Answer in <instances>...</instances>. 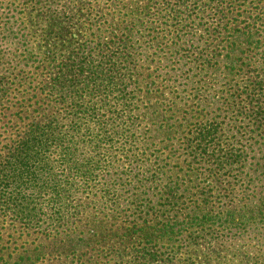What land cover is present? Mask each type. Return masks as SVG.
Listing matches in <instances>:
<instances>
[{
	"label": "trees",
	"instance_id": "16d2710c",
	"mask_svg": "<svg viewBox=\"0 0 264 264\" xmlns=\"http://www.w3.org/2000/svg\"><path fill=\"white\" fill-rule=\"evenodd\" d=\"M189 1L152 4L162 24L174 29L162 32L181 34L183 46L196 42L197 9L220 13L223 25L217 22L206 42L213 50L226 51L216 53L218 66L211 75L215 79L220 72L225 82L221 90L205 85L179 97L183 82L193 80L189 74L175 85L177 69L169 75L163 68L169 75L163 84L155 70L151 74L138 69L127 53L138 43L131 36L140 34L133 23L149 8L142 0H128L109 25L92 24L82 51L62 58L65 63L51 61L50 83H28L18 75L19 84L11 81L19 68L30 64L21 53L17 58L10 55L9 64L16 66L4 72L8 64L0 61L6 65L0 67V230H19L23 255L17 264H34V258L39 264H84L76 256L95 242L103 247L90 256L93 264H105L102 259L115 246L120 258L109 264H172V250L167 257V251L135 256L141 250L131 251L129 235L112 232L108 220L91 218L115 205L127 206L126 195L133 199L131 219L117 226L131 224L139 235L153 237V227H148L152 216L160 220L156 231L167 235L174 234L176 226L190 224L193 230L184 246L232 244L244 240L247 231L264 235V181L257 177H264V0H229L219 10ZM47 60L34 59L32 66L39 69ZM223 61L234 66H222ZM9 81L13 84L7 86ZM166 83L177 91L167 93L162 89ZM191 105L201 110L199 116L190 114ZM216 111L225 116L218 120L219 115L212 116ZM137 146L152 153L146 150L139 162L127 153ZM198 179L210 183L208 191L230 204L238 200L243 208L249 206L250 214L238 221L229 215L228 204V212L213 214L214 205L205 198L203 211L210 206L208 213L193 211L177 223L185 185ZM258 188L262 190L256 194ZM70 256L75 258L67 262ZM242 262L264 264V258L248 254Z\"/></svg>",
	"mask_w": 264,
	"mask_h": 264
},
{
	"label": "rangeland",
	"instance_id": "374dc122",
	"mask_svg": "<svg viewBox=\"0 0 264 264\" xmlns=\"http://www.w3.org/2000/svg\"><path fill=\"white\" fill-rule=\"evenodd\" d=\"M142 1L149 5V8H147L145 15L144 13L138 14L140 20L133 23L135 30L139 31L140 34L131 36L133 41L138 43L131 53H127L129 56L134 57L132 59L134 64H137L138 69L151 74L155 70L156 75L159 76V83L163 84L165 83L163 80L176 72V69V76L178 77L173 76L176 79L175 85H180V82H182L180 76L189 74L193 80H189L187 83L183 82L186 85L179 87V97H186L190 90L192 92L193 88L205 85H217V89L221 90L222 87L220 85H224L225 82H223L222 76L219 75L220 72H218V76L215 79L214 77L211 78V75L212 71H214L213 67L218 66L216 62L217 57L215 56L216 53L225 55L226 51L222 48L213 50L214 45L211 46L209 41L206 42L210 30L216 27V23L222 21L221 25H223L224 19L220 13H209L208 11L197 9L196 22L194 23V28L198 31L197 37H195L196 42L193 45L183 46L182 39L184 36L171 32H162L167 29H171L172 31L174 29L169 26H164L158 18L157 6L152 3L161 0ZM228 1L191 0L189 2L192 6L209 4L218 7L219 10L221 9L219 6H226ZM127 2L128 0H0V61L8 64L6 66L0 63L1 68L6 66L2 71L4 72L5 68L10 69L16 66V64H9L12 61L9 59L10 55L15 54L17 58L21 53L29 60L30 64L23 69L19 68L12 75L11 81L17 84H19L18 79H24L28 83L31 81L34 83H50V69L53 68L49 66L51 61L58 59V62L62 61L65 63L61 60L62 58L68 56L70 53L82 51V48H84L83 39H85L83 37L91 33L89 31L92 27L91 25L94 23L109 25L112 21H117L120 7ZM150 6H153V8ZM139 9V11H142V8ZM200 36H203L201 41L198 40ZM112 41L120 42L116 38L112 39ZM207 47H210V50H206ZM97 49L105 50V47H99ZM127 50L132 49L129 48ZM111 51H116V49L112 48ZM96 53L100 54L101 51H97ZM162 56L167 57L165 63L159 62ZM147 58L149 59L147 60ZM210 58L213 60H210ZM34 59L48 60L42 63L39 69H36L32 66ZM225 64H229V62H221L222 66H234V64ZM148 67L151 68L147 69ZM163 68L171 71L169 75H167L168 72L165 69L163 70ZM208 70L210 74H207ZM63 77H60V79H65ZM9 84L11 85L13 83L9 81L7 86H10ZM165 86L162 89L167 93L177 91L171 85L169 86V83H166ZM23 89L25 87H22ZM63 95L66 96L67 93L63 92ZM15 101L14 99L13 102ZM190 108L189 112L191 115H200V109L193 107V105ZM206 111L211 112L212 109L208 106ZM214 113L212 114L213 117L219 115L217 117L219 118L218 120L225 116V113L221 111ZM146 150L149 154L152 153V151H148L143 146L131 148L127 153L136 155V160L141 162ZM119 157L118 155L117 158ZM256 169H258V166H256ZM260 169L262 170L263 168ZM257 177L258 180L261 179L264 181L263 176ZM194 181L188 182L185 185L184 195L186 198L184 199V205H182L177 223L183 221L185 219L184 216L189 215L193 211H200L203 215L208 213L211 210L210 206L207 207L205 212L203 211L206 208L204 204L205 198L211 201L212 207L214 205L212 209L213 214L228 212L229 208L226 207V204L232 207L229 215L237 218L238 221H242L240 218L243 219L250 214V207L243 208L244 204L239 205L242 204L240 201L237 200L235 203L230 204L229 200L221 199L217 194L214 195L209 192L210 183H202L200 179L196 182ZM258 185H260V182H258ZM204 186L207 187L205 188ZM201 188L204 189L203 193H201ZM261 190V188L256 189V194H259ZM208 194L212 196L209 197ZM126 197L128 198L127 206H124V204L119 207L115 205L111 210L98 212L95 217L91 216V218L102 219V221L103 219L108 220L106 227L112 229V232L120 234L126 233L125 235H129L130 239L127 243H130L131 251L141 250L135 253V256L141 255L143 251H158L157 254L167 251L164 255L167 257L169 256L168 252L172 250L173 252L170 255L174 257L172 264H241L248 257V254L258 257L262 256L264 258V235L262 234L261 236L263 238L261 243V240H258V236L261 238L259 230L247 231L244 235V240L237 239L240 241L236 240L232 244L229 242L224 244H212L209 242L196 244L192 242L184 246V238L193 230L189 227L190 224L183 225L182 227L176 226L177 231L174 234L167 235L162 230H160L161 233L156 231L155 225L160 227L161 225L158 224L160 220L152 216L149 218L150 222L148 223V227H153V237L144 236L143 233L146 232V229L142 231L143 235H139L141 231L137 228H130L131 224H125L122 227L117 226L119 222L131 219L128 215L132 212L133 206L129 203H132L133 199L128 195ZM236 198L238 199V197ZM170 217L174 219L175 213L171 214ZM5 226L8 225L6 224ZM16 228L19 229V226ZM0 233V237H2V239L0 238V264L19 263L18 258L23 255L21 248H19L21 240L19 238V230L14 231L7 228L0 230ZM130 235L134 236V240L131 239ZM29 239L32 241V238ZM34 245L36 244L32 246ZM95 245L92 248H82L77 256L75 254L76 259L80 258L84 264H93L90 261V256L95 254L99 248L103 247L99 242H95ZM32 246L29 247L32 248ZM117 249L119 247L115 246L113 252L107 258L102 259V261L109 264L119 259L121 253ZM106 252L108 251L105 250L104 253ZM151 255L155 256L156 254ZM75 256H70L67 262L73 261ZM39 263L41 262L36 261L34 258V264ZM46 263L45 261L44 264ZM62 263L64 264V262Z\"/></svg>",
	"mask_w": 264,
	"mask_h": 264
}]
</instances>
